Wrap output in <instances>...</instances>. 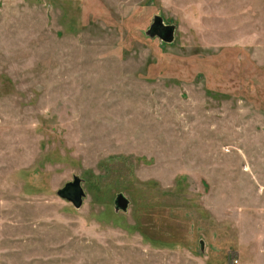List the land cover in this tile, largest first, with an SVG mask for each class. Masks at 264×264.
Wrapping results in <instances>:
<instances>
[{
	"label": "rangeland",
	"instance_id": "rangeland-1",
	"mask_svg": "<svg viewBox=\"0 0 264 264\" xmlns=\"http://www.w3.org/2000/svg\"><path fill=\"white\" fill-rule=\"evenodd\" d=\"M0 264H264V0H0Z\"/></svg>",
	"mask_w": 264,
	"mask_h": 264
},
{
	"label": "water",
	"instance_id": "water-1",
	"mask_svg": "<svg viewBox=\"0 0 264 264\" xmlns=\"http://www.w3.org/2000/svg\"><path fill=\"white\" fill-rule=\"evenodd\" d=\"M151 33L157 32V35L164 41L170 42L173 38L174 28L172 25L163 24L161 19L156 18L151 27ZM57 194L73 203L75 207H80L84 192L80 186L78 177H74L72 181L67 182L62 188L58 189ZM115 209L125 211L128 206V199L122 194L118 193L115 198Z\"/></svg>",
	"mask_w": 264,
	"mask_h": 264
}]
</instances>
